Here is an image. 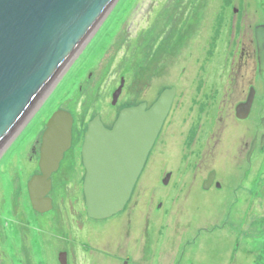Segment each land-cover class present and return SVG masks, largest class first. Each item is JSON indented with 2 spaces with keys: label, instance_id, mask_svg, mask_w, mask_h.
<instances>
[{
  "label": "rangeland",
  "instance_id": "1",
  "mask_svg": "<svg viewBox=\"0 0 264 264\" xmlns=\"http://www.w3.org/2000/svg\"><path fill=\"white\" fill-rule=\"evenodd\" d=\"M177 3L182 4L180 12H171ZM171 13H175L172 22ZM259 24H264V0H118L91 36L89 47L32 108L26 124L2 153L6 158L0 161V225L5 237L0 240V258L9 260L17 254V230L27 229L31 264H59L58 256L67 248L73 255L68 256L71 263L65 264H122L120 256L135 250L136 232H121L126 215L143 213L139 208L150 200L154 207L160 199L156 207L166 208L168 200L152 197L149 183L160 182L168 171L177 173L192 158L189 152L201 144L206 155L199 165L207 172L216 170L219 200L214 203L213 194L196 197L193 205L184 207L182 218L169 225L156 222L157 263L264 264V72L257 74L256 60L253 78L244 81L245 92L226 89L228 74L240 87L235 80L239 81L241 72L236 73V60L230 61L236 40L245 37L240 42L247 43ZM94 44H99L97 56L88 60L85 53ZM119 80L124 84L112 104ZM172 86L177 95L175 111L166 115L125 211L104 221L86 218L81 229L82 220L75 212L77 227L69 216L62 222L56 220L55 203L44 215L31 213L26 183L36 173L38 152L34 164L27 157L54 112L73 116L74 144L52 175L49 191L52 195L56 189V202L65 197L70 215L67 201L77 199L73 206L80 211L84 201L80 146L88 122L97 116L105 128H111L123 108L142 103L148 108ZM250 88L254 90L252 105L247 117L238 122L234 108L245 102ZM174 119L179 126L176 132L171 128ZM174 225V237L166 240ZM179 252H184L180 259ZM145 259L143 254L142 262ZM13 261L20 264L18 257Z\"/></svg>",
  "mask_w": 264,
  "mask_h": 264
},
{
  "label": "water",
  "instance_id": "2",
  "mask_svg": "<svg viewBox=\"0 0 264 264\" xmlns=\"http://www.w3.org/2000/svg\"><path fill=\"white\" fill-rule=\"evenodd\" d=\"M118 0H0V156L29 119L32 108L76 58ZM258 73L264 71V25L254 28ZM78 47V48H77ZM75 58L71 59L72 56ZM67 66V67H66ZM65 68V69H64ZM64 69V70H63ZM123 81L112 94L115 103ZM174 90L163 91L148 108L142 103L123 108L110 129L94 117L80 147L84 176L81 185L86 216L104 220L128 201L146 157L169 111ZM254 90L235 107L245 119ZM72 119L54 112L46 123L39 149V174L27 182L31 208L50 210V176L70 147ZM264 130V118L261 120ZM264 141L262 137L261 143ZM250 146L247 157L253 151ZM210 174L205 185L212 181ZM166 175L163 183L168 180ZM64 263L65 254L58 256ZM125 264V263H124Z\"/></svg>",
  "mask_w": 264,
  "mask_h": 264
},
{
  "label": "flooded vegetation",
  "instance_id": "3",
  "mask_svg": "<svg viewBox=\"0 0 264 264\" xmlns=\"http://www.w3.org/2000/svg\"><path fill=\"white\" fill-rule=\"evenodd\" d=\"M181 3V1H179ZM178 2V3H179ZM174 5L175 8L172 9L171 7V12L172 10H175V13L180 12V8L182 7V4L178 5ZM183 12V11H182ZM175 13H171V17H170V22L173 21L174 17H175ZM254 30V28H253ZM158 35V33H157ZM252 37H253V33H252ZM245 39V37L240 38L239 41L236 40V45L233 49V51L231 52V62H236V73L239 74L241 72V76L239 81L235 80V82L239 84V88L237 86H235L234 81L232 82L229 74L226 76V89H229V91L233 92V91H240V92H245V79L247 77H249V79L253 78V73H254V60H256V48H255V44L251 41V39L248 38V42H240L241 40L243 41ZM230 55V54H229ZM243 68V71H241ZM236 78V77H235ZM234 83V84H233ZM248 84V83H247ZM172 88L174 89V95L169 107V111L167 113V116L170 117V115L175 111L174 107H175V98H177L176 95V88L174 86H172ZM239 89V90H238ZM249 91V90H248ZM246 98V97H245ZM245 100V99H244ZM242 100V101H244ZM178 104V102H177ZM176 104V105H177ZM166 116V117H167ZM236 121L240 122L243 120H238L236 119ZM73 124V123H72ZM170 124V123H169ZM235 124V123H234ZM236 125V124H235ZM72 127V126H71ZM162 128V127H161ZM171 128H173V130L176 132L179 128L178 126V122L174 119L172 120L171 123ZM228 125L226 127V131L229 130L228 129ZM43 134V133H42ZM42 134L39 136V139L36 140V142H34V145H32L31 147V154L27 157V161H29L31 164H34V162L32 160H34L33 158L36 157V153L38 152L37 158H39V149L41 147L42 144ZM194 135V134H193ZM200 136V135H199ZM189 137H191L193 139V137L190 135ZM39 140V141H38ZM83 140V139H82ZM198 140V138H197ZM175 142V141H173ZM74 144V141L72 139V134H71V141H70V147L72 149ZM201 144H197V148L196 150H191L190 156L192 158H189L188 156V160L186 162H184L186 165L185 166H181L178 169L177 173L173 172V171H168L164 174V177L162 179L165 178L166 175L168 176V180L166 183H163V180H161L160 182H151L149 183V185H152V191L150 193V195L156 196L157 200L161 197V199L168 200L167 203V207L164 208L163 210H160L161 207L157 206V203H161V200L159 202V200L157 201V203L154 205L153 207V201L150 200L148 201V203L146 202L145 207L144 208H139V210L143 211V213H133V214H127V220L125 221L121 232L123 231V233H127V235H129L128 233H130V229H132L133 231H135V235H134V241H133V245H134V252L132 255L127 254L125 255H121L120 259H122V264H128V263H132V264H158L157 263V244H158V239H157V234H155V229L154 226L156 224V222H160V223H164L166 225L172 224L173 222H175L178 218H182V216L184 215L183 210L184 207L187 205H193L194 203H192V201L194 199H196V197H198V199H200L203 195H208V194H213V201L215 203V200H219V197H217V193L220 189V182H219V177L218 174L216 172V170H210V171H205L202 168V165H199V162H201L202 158L205 157V153L206 151L203 152L202 150ZM68 148V149H69ZM67 151V150H66ZM73 151V150H72ZM186 153V152H185ZM184 157H186V154L184 155ZM61 163V162H60ZM34 170H36V173L33 175H37L39 174V168H38V159L35 162L34 166H33ZM201 169V170H199ZM210 174L212 175V181L210 183H208L207 185H205V182H207L208 177ZM32 175V176H33ZM52 177H50V183H51V189H53L52 187ZM139 178V177H138ZM58 182V183H57ZM57 185L59 186L61 184L60 180L56 181ZM69 184L70 182H65V184ZM27 184V183H26ZM157 185H159V187H156ZM27 190V188H26ZM155 190V192H154ZM56 189L53 191L52 195L47 194V197L50 199L51 202V208L48 212H50L52 210L53 204H56V220H59L60 222L63 221V217H66L69 221L71 222V224L75 227H77V225H75L74 223L76 222L74 219V216H79V218H81V224L79 226V229L83 228V224L82 223H86L87 220H91L89 219L84 211V207L82 206L81 211L77 210V206H75L76 208L74 209V204L77 199H74V201H67V205H69V210H70V215L67 214V206L64 204V199L63 198H59V202H56ZM51 193V192H50ZM133 192L131 193L128 201L126 202L125 206L123 207L122 211H125L126 207L128 206V203L131 201V196H132ZM27 207H30L31 213L35 214V215H44L47 212L44 213H39L32 210L31 209V205L29 202V198H28V193H27ZM4 204L2 203V206ZM135 207L138 206V204H134ZM62 210V213H61ZM29 210H27L28 212ZM160 211H162L161 214H157ZM73 212H75L76 215L73 214ZM29 213V214H31ZM28 214V213H27ZM108 219V218H107ZM26 220V219H25ZM24 220V221H25ZM104 221V220H103ZM30 222V221H28ZM186 222V226L189 228L191 221L187 220ZM27 223V220H26ZM40 225V222H38ZM12 224V222H11ZM77 224V222H76ZM168 227V226H166ZM1 228V232H0V240H3V238L5 237V232L2 231V226L0 225ZM78 229V230H79ZM176 230V225L172 226L169 229V232L166 234V240L167 237H171V235L174 237V233ZM125 231V232H124ZM69 233V232H68ZM17 234H18V252L16 255H13L12 257H10L9 260L0 258V261L2 262V264H14V259H16V257H18L19 259V263L20 264H31L30 259H31V255H30V236H29V232L27 229H22L21 231L18 229L17 230ZM69 238L70 234H69ZM45 238L42 239V241ZM70 241H76L75 239L71 238L69 239ZM5 241V239H4ZM1 242V241H0ZM163 242V241H161ZM170 244L172 243V241L169 242ZM83 244V243H82ZM72 247V246H71ZM179 247V246H178ZM142 250V251H141ZM184 251V249H183ZM65 254V260L64 263H68L70 261V259L68 260V256L73 255L71 252L68 251H64L63 252ZM146 256L145 262H142L143 260V254ZM184 252H179V259L181 257V255H183ZM1 254V253H0ZM164 254V252H163ZM162 254V256H163ZM140 255V257L137 258V256ZM166 255V254H165ZM1 256V255H0ZM124 256V257H123ZM168 258H170V256L166 255ZM142 258V259H141ZM68 260V261H67ZM34 263V262H33ZM32 263V264H33ZM59 264H61L59 262ZM160 264H171L170 262L168 263H160ZM173 264V263H172Z\"/></svg>",
  "mask_w": 264,
  "mask_h": 264
},
{
  "label": "bare ground",
  "instance_id": "4",
  "mask_svg": "<svg viewBox=\"0 0 264 264\" xmlns=\"http://www.w3.org/2000/svg\"><path fill=\"white\" fill-rule=\"evenodd\" d=\"M111 12V11H110ZM259 25H264V24H259ZM256 26H258V25H256ZM256 26H254V28L256 27ZM239 28V30H240V27H238ZM252 33H253V37H252ZM251 34H250V38L249 39H251V41L255 44V34H254V30H253V32H252ZM102 40H104V39H102ZM89 41L87 42V43H85L84 44V46L83 47H77L78 49H77V53H75L77 56L79 55V54H81V52H82V50L86 47L87 48V45H88V47H89ZM96 43V42H95ZM98 45L99 44H94V46L92 45L91 47H90V49L88 50V51H86V53H85V56L84 57H88V60H92V59H90V58H92V57H94V56H97V53H98ZM147 45V44H146ZM255 48H256V44H255ZM75 55V56H76ZM87 55V56H86ZM75 56L73 55L72 57H71V59H73V58H75ZM76 56V57H77ZM256 63H257V55H256ZM67 67V66H66ZM65 69V68H64ZM63 69V70H64ZM264 72V71H263ZM263 72L261 73V74H259L258 73V65H257V74L259 75V76H261L262 74H263ZM120 83H121V81L119 80V84H118V87H119V85H120ZM123 84H124V82H123ZM117 87V88H118ZM122 87H123V85H122ZM122 87H121V90H122ZM52 89V85H50V87L49 88H47L46 89V91L44 92V94L42 95V97L40 98V100L38 101V103L41 101V99L43 98V96H46L49 92H50V90ZM253 89V88H252ZM166 90H174L172 87H170V88H168V89H166ZM121 93V92H120ZM38 103H37V105L36 106H38ZM252 105V104H251ZM234 110H235V108H234ZM70 116H71V119H72V123H73V116H72V113H70ZM93 119V118H92ZM101 122V121H100ZM103 125V124H102ZM72 126V125H71ZM107 129H110V128H107ZM25 131V130H24ZM160 131V130H159ZM154 144V143H153ZM7 144H5L4 146H2L1 147V151L2 152H6L7 150H8V147H5ZM81 147V146H80ZM6 150V151H5ZM68 150H71L70 148L68 149ZM67 150V151H68ZM67 151H65L64 153H63V155H62V158H61V160L59 161V164H58V167H57V169H56V171L54 172V173H52L51 174V176L50 177H52V175H54V174H56L58 171V169H59V166H60V162H62V160L65 158V156H64V154L67 152ZM3 155V154H2ZM0 156V161H2L3 159H5L6 157L4 156L5 155V153H4V155L3 156ZM148 155H149V153H148ZM148 155H147V157H148ZM147 157H146V159H147ZM146 161V160H145ZM144 166V165H143ZM142 171V170H141ZM141 173V172H140ZM140 175V174H139ZM139 177V176H138ZM138 179V178H137ZM136 183H137V180H136V182L134 183V185H133V188H132V191H131V193L134 191V188H135V186H136ZM131 195V194H130ZM30 202V201H29ZM122 211V210H121ZM121 211H119V212H117V213H120ZM116 213V214H117ZM115 215V214H114ZM113 216V215H112ZM112 216H110V217H112ZM109 218V217H108ZM91 220H93V219H91ZM103 221V220H102Z\"/></svg>",
  "mask_w": 264,
  "mask_h": 264
}]
</instances>
